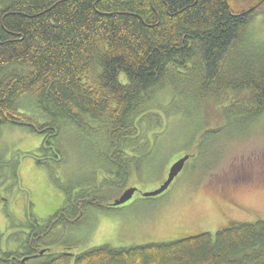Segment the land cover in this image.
Returning <instances> with one entry per match:
<instances>
[{
    "label": "trees",
    "instance_id": "16d2710c",
    "mask_svg": "<svg viewBox=\"0 0 264 264\" xmlns=\"http://www.w3.org/2000/svg\"><path fill=\"white\" fill-rule=\"evenodd\" d=\"M260 33L264 0H0V127L41 135V165L63 162L62 137H101L120 193L141 176L139 145L189 106L204 135L243 133L264 116ZM69 201L40 220L43 229L18 224L26 231L13 249H1L0 233V264H264V219H227L214 234L166 243L51 253L52 229L80 227L87 206L111 203Z\"/></svg>",
    "mask_w": 264,
    "mask_h": 264
},
{
    "label": "rangeland",
    "instance_id": "374dc122",
    "mask_svg": "<svg viewBox=\"0 0 264 264\" xmlns=\"http://www.w3.org/2000/svg\"><path fill=\"white\" fill-rule=\"evenodd\" d=\"M191 107L183 121L163 122L152 145H139L142 157L136 159V169L141 176L132 180L137 189L132 199L119 207L87 206L80 227L52 229L46 239L53 242L51 253L77 255L102 246L166 243L181 236L214 234L225 220L264 219V116L243 133L204 135L194 127L198 118ZM166 110L165 105L160 109ZM143 121L141 127L146 126ZM153 133L146 135L151 138ZM42 139L22 127H0L1 249H13V236L26 231L18 224L29 222L43 229L40 220L51 217L67 200L112 202L122 192L106 162L112 151L101 137H62L63 162L41 165L37 162L43 161L38 151ZM192 146L194 159L187 161L167 191L141 198L140 193L152 192L162 183L166 162L171 165Z\"/></svg>",
    "mask_w": 264,
    "mask_h": 264
},
{
    "label": "water",
    "instance_id": "95a60500",
    "mask_svg": "<svg viewBox=\"0 0 264 264\" xmlns=\"http://www.w3.org/2000/svg\"><path fill=\"white\" fill-rule=\"evenodd\" d=\"M188 160H189V156L184 155L180 157L179 159H177L176 161H174L168 168L166 172V177L164 181H162V183L159 185V187L152 192L140 193L139 194L140 197L141 198H154L166 192L167 189L172 184V182L174 181V179L182 172L184 165L187 163ZM135 193H137V189L134 187L124 189L120 193V195H118V197L109 204V206L111 207L122 206L125 203H127L129 200H131ZM43 253H44V250H42L39 253V255H42ZM26 260L27 258H24L22 260V263H24Z\"/></svg>",
    "mask_w": 264,
    "mask_h": 264
},
{
    "label": "bare ground",
    "instance_id": "6f19581e",
    "mask_svg": "<svg viewBox=\"0 0 264 264\" xmlns=\"http://www.w3.org/2000/svg\"><path fill=\"white\" fill-rule=\"evenodd\" d=\"M252 1V0H251ZM239 3V2H238ZM232 5V4H231ZM251 6V5H250ZM243 7H244V5H243ZM253 7V6H252ZM260 23V22H259ZM254 24H256L255 22H254ZM254 26H256V25H254ZM259 26H261V25H259ZM259 26H257V27H259ZM262 27V26H261ZM260 27V28H261ZM251 28H253V26L251 27L250 26V30H251ZM263 29V28H262ZM257 30V29H256ZM262 31V30H261ZM256 33V32H255ZM89 76V75H88ZM119 76V75H118ZM89 79V78H88ZM117 145V144H116ZM101 197V196H100ZM104 197V196H103ZM75 204V203H74ZM88 204V203H87ZM82 205V204H81ZM81 209V208H80ZM84 209V208H83Z\"/></svg>",
    "mask_w": 264,
    "mask_h": 264
},
{
    "label": "flooded vegetation",
    "instance_id": "af4514ba",
    "mask_svg": "<svg viewBox=\"0 0 264 264\" xmlns=\"http://www.w3.org/2000/svg\"><path fill=\"white\" fill-rule=\"evenodd\" d=\"M257 20H259V18Z\"/></svg>",
    "mask_w": 264,
    "mask_h": 264
}]
</instances>
